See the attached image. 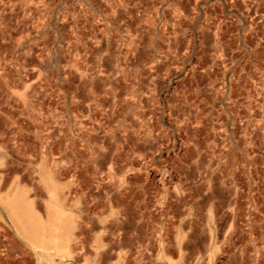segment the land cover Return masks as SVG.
<instances>
[{
    "label": "rangeland",
    "instance_id": "obj_1",
    "mask_svg": "<svg viewBox=\"0 0 264 264\" xmlns=\"http://www.w3.org/2000/svg\"><path fill=\"white\" fill-rule=\"evenodd\" d=\"M0 142L3 264H264V0H0Z\"/></svg>",
    "mask_w": 264,
    "mask_h": 264
},
{
    "label": "bare ground",
    "instance_id": "obj_2",
    "mask_svg": "<svg viewBox=\"0 0 264 264\" xmlns=\"http://www.w3.org/2000/svg\"><path fill=\"white\" fill-rule=\"evenodd\" d=\"M91 117H92V116H91ZM94 118H95V117H94ZM81 121H82V120H81ZM82 122H83V121H82ZM100 122H101V120H100ZM89 123H90V122H89ZM95 124H96V123H95ZM99 125H100V124H99ZM108 126H109V125H108ZM9 128H10V127H9ZM99 128H100V127H99ZM12 129H13V128H12ZM10 130H11V129H10ZM13 132H14V134H15V131H13ZM16 133H17V132H16ZM3 134H5V133H3ZM10 134H11V133H10ZM14 134H11L12 137H13ZM40 134H41V133H40ZM43 134H44V133H43ZM45 134H46V133H45ZM90 134H91V133H90ZM46 135H47V134H46ZM88 135H89V134H88ZM6 136H8V135H6ZM48 136H49V135L46 136V139L49 138ZM89 136H90V135H89ZM9 137H10V135H9ZM18 137H19V135H18ZM47 137H48V138H47ZM14 138H16V135L14 136ZM43 138H44V137H43ZM18 139H19V138H18ZM38 139H39V138H38ZM41 139H42V138H41ZM41 139H40V141H41ZM13 140H14V139H13ZM44 140H45V139H44ZM5 141H6V140H5ZM38 141H39V140H38ZM42 141H43V140H42ZM42 141H41V142H42ZM48 141H49V140H48ZM88 141H89V140H88ZM96 141H97V140H96ZM16 142H17V138H16ZM16 142H14V143H16ZM41 142H40V143H41ZM46 142H47V141H46ZM91 142H92V141H91ZM0 143H1V142H0ZM5 143H6V142H5ZM8 143H9V142H8ZM24 143H25V142H24ZM43 143H44V142H43ZM49 143H50V142H49ZM73 143H74V142H73ZM99 143H100V142H99ZM1 144H2V143H1ZM50 144H51V143H50ZM17 145H18V144H17ZM25 145H26V144H25ZM104 145H105V144H104ZM20 146H21V145H20ZM9 147H11V146H9ZM44 147H45V146H44ZM5 148H6V147H5ZM5 148H4V150H6ZM18 148H19V147H18ZM8 149H10V148H8ZM24 149H25V148H24ZM43 149H45V148H43ZM103 149H104V148H103ZM47 150H48V149H47ZM8 151H9V150H8ZM13 151H14V150H13ZM19 151H20V150H18V152H19ZM26 151H27V150H26ZM53 151H54V150H53ZM105 152H106V151H105ZM14 153H16V152L14 151ZM14 153H13V154H14ZM20 153H21V152H20ZM44 153H45V151H44ZM44 153H43V155H44ZM52 153H53V152H52ZM93 153H94V152H93ZM11 155H12V154H11ZM23 155H25V154H23ZM23 155H22V156H23ZM94 155H95V154H94ZM44 156H45V155H44ZM19 157H20V156H19ZM94 157H95V156H94ZM47 158H48V157H47ZM71 158H73V157H71ZM77 158H78V157H77ZM26 159H27V158H26ZM32 159H33V157H32ZM61 159H62V158H61ZM61 159H60V160H61ZM27 160H28V159H27ZM95 160H96V159H95ZM28 161H29V160H28ZM32 162H33V161H32ZM101 164H102V163H101ZM72 165H73V164H72ZM86 165H87V164H86ZM62 170H63V169H62ZM72 170H73V169H72ZM74 170H75V169H74ZM68 172H69V171H68ZM71 172H72V171H71ZM92 172H93V171H92ZM80 174H81V173H80ZM63 175H65V174L63 173ZM67 175H68V174H67ZM49 176H50V175H49ZM73 176H74V175H73ZM82 176H83V175H82ZM3 177H4V176H3ZM3 177H2V178H3ZM75 177H76V176H75ZM79 177H80V176H79ZM98 177H99V174H98ZM5 178H6V177H5ZM46 178H47V177H46ZM100 178H101V177H100ZM23 179H24V178H23ZM57 179H58V178H57ZM57 179H56V180H57ZM73 179H74V178H73ZM76 179H78V178H76ZM85 179H86V178H85ZM85 179H84V180H85ZM50 180H51V179H50ZM54 181H55V180H54ZM85 181H86V180H85ZM71 182H72V181H71ZM92 182H93V181H92ZM57 183H58V182H57ZM82 183H83V182H82ZM109 185H110V184H109ZM57 186H58V185H57ZM57 186H56V187H57ZM100 186H101V185H100ZM107 186H108V185H107ZM77 187H78V186H77ZM77 187H75V188H77ZM111 187H112V186H111ZM67 188H68V186H67ZM75 188H74V189H75ZM87 188H88V187H87ZM91 188H92V187H91ZM3 189H4V187H3ZM54 189H55V187H54ZM74 189H73L72 191H74ZM77 189L79 190V188H77ZM80 189H81V188H80ZM48 190H49V188H48ZM48 190H47V191H48ZM18 191H19V190H18ZM37 191H38V190H37ZM52 191H53V190H52ZM81 191H82V190H81ZM18 194H19V193H18ZM52 194H53V193H52ZM69 195H70V194H69ZM7 196H9V195H7ZM18 196H19V195H18ZM22 196H23V193H22ZM22 196H21V197H22ZM36 196H38V195L36 194ZM86 197H87V196H86ZM26 198H27V197H26V195H25V199H26ZM54 199H55V198H54ZM11 200H12V199H11ZM22 200H23V199H22ZM12 201H14V200H12ZM12 201H11V202H12ZM16 201H17V203H18V200H16ZM19 201H20V199H19ZM55 201H56V200H55ZM58 201H59V200H58ZM69 201H70V200H69ZM95 201H96V200H95ZM9 203H10V202H9ZM20 203H21V202H20ZM22 203H23V202H22ZM15 204H16V203H15ZM60 204H61V203H60ZM60 204H59L58 206H60ZM21 205H22V204H20L19 207H20ZM26 205H27V204H26ZM95 205H96V204H95ZM9 206H10V204H9ZM12 206H13V203H12ZM12 206H11V208H12ZM23 206H24V205H23ZM23 206H21V207H23ZM121 206H122V205H121ZM2 207H3V205H2ZM4 207H5V206H4ZM4 207H3V208H4ZM19 207H18V208H19ZM56 207H57V206H56ZM18 208H17V209H18ZM74 208H75V207H74ZM100 208H101V207H100ZM124 208H125V207H124ZM21 209L23 210L24 208H21ZM1 210H2V209H1ZM8 210H9V211H7V212H8V217H9L10 222H11L13 228H14V231L17 233L18 236H20V237L22 238V239H21L22 241H23V239H24L25 242H27L26 244L29 245V247L31 248L30 250H32V249H34V250L37 249V250H38V248L41 249L43 252H48V251L51 250V248H49V247H48V248H44V247H42V246L39 247L40 244H39V245H38V244L36 245V243H37V240H36V239H37V237H36L37 234H39V236L41 237V235H40V230H38V227L35 226L34 229H35V230L37 229L36 231H34V229H33L32 231H30L31 229L27 227L28 229H27V228H26V229L29 230V232H27V233H26L27 235H26V234H25L24 232H22V231L20 230V228H19L20 223L23 222L22 220L25 219V217H24L23 219L20 220L19 218H20L21 216H23V215H21L20 217H18V215H20V214H19V212H18V215H17V212H16L17 210H16V208L12 209L13 212H12L10 209H8ZM27 210H28V207H27ZM27 210H26V211H27ZM32 210H33V209H32ZM79 210H80V209H79ZM18 211H19V210H18ZM1 212H2V211H1ZM5 212H6V211H5ZM22 212H23V211H22ZM22 212H21V213H22ZM24 212H25V210H24ZM32 212H34V211H32ZM84 212H85V211H84ZM50 213H51V212H50ZM127 213H128V212H127ZM2 214H3V213H2ZM26 214H27V213H26ZM31 214H32V213H31ZM34 214H35V213H34ZM27 215H29V214H27ZM29 216H30V215H29ZM29 216H28V217H29ZM32 216H34V215H32ZM32 216H31V217H32ZM49 216H50V214H49ZM60 216H61V215H60ZM122 216H123V215H122ZM61 217H62V216H61ZM32 218H33V217H32ZM34 218H36V217L34 216ZM42 218H43V217H42ZM6 219H7V218H6ZM6 219H5V220H6ZM51 219H52V218H51ZM53 219H54V218H53ZM60 219H61V218H60ZM69 219H70V221H72L71 218H69ZM48 220H49V219H48ZM57 220L59 221V218H57ZM57 220H55V221H57ZM6 221H7V220H6ZM31 221H32V220H31ZM34 221H35V219H34ZM34 221H33V222H34ZM44 221H45V220H44ZM52 221H53V220H52ZM121 221H122V220H121ZM7 222H8V221H7ZM28 222H29V221H28ZM68 222H69V221H68ZM26 223H27V222H26ZM26 223H25V224H26ZM47 223H49V221H48ZM70 223H71V222H70ZM88 223H89V222H88ZM92 223H93V222H92ZM9 224H10V223H9ZM41 224H42V223H41ZM67 224H69V223H67ZM34 225H35V224H34ZM10 226H11V225H10ZM53 226H54V225H53ZM66 226H67V225H66ZM71 226H72V225H71ZM71 226L68 225V227H71ZM29 227H31V226H29ZM41 227H42V226H41ZM48 227H49V226H48ZM48 227H47L46 229H48ZM56 227H57V226H56ZM59 227H60V226H59ZM64 227H65V225H64ZM72 227H73V226H72ZM31 228H33V227H31ZM44 228H45V227H44ZM66 228H67V227H66ZM6 229H7V227H6ZM68 229H69V228L64 229V230L67 231ZM82 229H83V228H82ZM0 230H1V227H0ZM24 230H25V229H24ZM27 230H26V231H27ZM73 230H74V229H73ZM8 231H9V230H8ZM43 231H45V229H44ZM52 231H53V230H52ZM69 231H70V230H69ZM69 231H68V232H69ZM45 232H46V231H45ZM53 232H54V231H53ZM62 232H64V231H62ZM68 232H67V233H68ZM71 232L73 233V231H71ZM54 233H55V232H54ZM54 233H53L52 236H54ZM69 233H70V232H69ZM76 233H77V232H76ZM55 234H56V233H55ZM2 235H3V234H2ZM7 235H8V233H7ZM59 235H60V234H59ZM62 235H63V233H62ZM64 235H65V234H64ZM64 235H63V236H64ZM66 235H67V234H66ZM71 235H72V234H71ZM10 236H11V235H10ZM52 236H51V237H52ZM3 237H4V236H3ZM20 237H19V238H20ZM42 237H43V236H42ZM47 237H48V240L51 238L50 236H47ZM47 237H45V238H47ZM64 237H65V236H64ZM71 237H72V236H71ZM14 238H15V237H14ZM17 238H18V237H17ZM19 238H18V239H19ZM61 238H62V237H61ZM68 238H69V237H68ZM73 238H74V237H73ZM73 238H71V239H73ZM38 239H39V238H38ZM43 239H44V238H43ZM7 240H8V239H7ZM11 240H12V239H11ZM44 240H45V239H44ZM44 240H43V241H44ZM60 240H61V239H60ZM60 240H59V241H60ZM62 240H63V238H62ZM74 240H75V239H74ZM17 241H18V240H17ZM41 241H42V240H41ZM49 241H50V240H49ZM54 241H55V240H54ZM69 241H70V240H69ZM72 241H73V240H72ZM72 241H71V242H72ZM81 241H82V240H81ZM1 242L4 243L3 241H1ZM14 242H15V240H14ZM18 242H19V241H18ZM18 242H17V245H18ZM50 242H51V241H50ZM50 242H49V243H50ZM6 243H7V242H6ZM9 243H10V242H9ZM9 243H8V244H9ZM20 243H21V242H20ZM8 244H7V246H8ZM3 245H4V244H3ZM3 245H2V246H3ZM48 245H49V244L47 243V246H48ZM59 245H60V244H58V241H57V242L55 241V242H54V246H52V247H54V250H56V249H57L56 247H59ZM70 245H71V244H70ZM70 245H69V246H70ZM2 246H0V247L3 248ZM45 246H46V245H45ZM64 246H65V245H64ZM8 247H9V246H8ZM11 247H12V246H11ZM60 247H61V246H60ZM81 247H83V246H81ZM68 248H69V247H68ZM4 249H5V248H4ZM8 249H9V248H8ZM8 249H7L6 251H8ZM11 249H13V248H11ZM70 249H71V248H70ZM76 249H77V248H76ZM82 249H83V248H82ZM41 250H40V251H41ZM80 250H81V249H80ZM2 251H3V250H2ZM0 252H1V251H0ZM8 252H9V251H8ZM53 252H54V251H53ZM53 252H52V253H53ZM75 252H76V251H75ZM12 253H13V252H12ZM16 253H17V252H16ZM18 253H19V252H18ZM22 253H23V252H22ZM39 253H40V252H39ZM3 254H4V253H3ZM43 254H45V253H43ZM43 254H42V256H43ZM54 254H55V253H54ZM56 254H57V253H56ZM4 255H5V254H4ZM27 255H28V254H27ZM29 255H30V254H29ZM29 255H28V256H29ZM34 255H35V254H34ZM38 255H39V254H38ZM40 255H41V254H40ZM0 256H2V255H0ZM14 256H15V255H14ZM18 256H19V255H18ZM28 256H26V257H28ZM36 256H37V255H36ZM64 256H65V255H64ZM64 256H63V257H64ZM10 257H11V256H10ZM54 258H55V257H54ZM56 258H57V257H56ZM56 258H55V259H56ZM3 259H6V257L3 258ZM10 259H11V258H9V260H10ZM46 259H47V258H46ZM58 259H59V258H58ZM20 260H21V259H20ZM32 260H33V259H32ZM32 260H31V261H32ZM38 260H39V259H38ZM40 260H41V259H40ZM11 261H12V260H11ZM13 261H14V260H13ZM23 261H24V260H23ZM23 261H21V262L23 263ZM41 261H42V260H41ZM47 261H48V260H47ZM53 261H54V260H53ZM59 261H60V260H59ZM77 261H78V260H77ZM0 262H1V264H3V263L5 262V260H3V262H2V259L0 258ZM8 262H9V261H8ZM18 262H20V261H18ZM48 262H49V261H48ZM61 262H62V261H61ZM22 263H21V264H22ZM32 263H33V262H32ZM35 263H36V262H35ZM46 263H47V262H46ZM77 263H78V262H77ZM11 264H13V263H11ZM15 264H16V262H15ZM25 264H26V263H25ZM56 264H57V263H56ZM59 264H60V263H59ZM66 264H67V263H66Z\"/></svg>",
    "mask_w": 264,
    "mask_h": 264
}]
</instances>
